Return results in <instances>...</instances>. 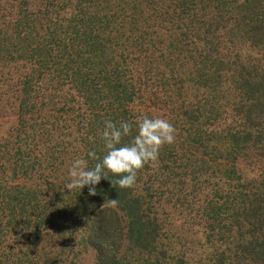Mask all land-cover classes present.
Wrapping results in <instances>:
<instances>
[{"label":"trees","instance_id":"16d2710c","mask_svg":"<svg viewBox=\"0 0 264 264\" xmlns=\"http://www.w3.org/2000/svg\"><path fill=\"white\" fill-rule=\"evenodd\" d=\"M234 44L264 52V0H0V121L16 120L0 138V264H83L88 248L94 264H136L119 257L125 231L148 258L166 241L156 208L168 199L209 222L207 240L237 234L243 260L215 264H264V170L230 209L204 208L240 160H264V68ZM142 115L169 120L176 139L134 187L111 188L109 174L95 197L65 190L74 159L105 154L106 120L133 123L127 144Z\"/></svg>","mask_w":264,"mask_h":264},{"label":"rangeland","instance_id":"374dc122","mask_svg":"<svg viewBox=\"0 0 264 264\" xmlns=\"http://www.w3.org/2000/svg\"><path fill=\"white\" fill-rule=\"evenodd\" d=\"M244 40H246L245 37L242 39V41L244 42ZM245 45L246 44L238 46L234 44V47L238 46L237 48H234V53H237L242 58L245 64L247 62L249 64H257L258 62H261V65H263L262 67L264 68L263 50L253 49L249 46L251 44H247V48H245ZM231 54L233 55V50H231ZM247 66L250 68L255 65ZM14 119L0 121V138L9 133L13 123L16 122V120ZM187 146H189L188 143ZM249 147H251V145ZM255 151L256 152L250 153V157H248V159L244 158L245 161L242 162L240 160L236 164V168L238 171L237 178L241 179L240 182L237 178H235L237 180L231 183L226 181L228 187L224 185L219 189L212 188L211 190H209L210 192H208V196L205 197L206 199H203L204 204L206 203L204 206L205 211H209V209L212 208L207 207V204L211 200H214V203L218 202V207L222 208L223 205H225L226 209H230L229 197L230 195H232L230 194V192L234 193V190H236L235 188H239L240 193L238 192V194H244L246 192L243 191V188H246L254 182L256 184L260 182L261 178L259 177L264 170V160L263 156H261V152H257V150ZM43 155L45 156V158H47L49 154L44 153ZM57 157L58 156L55 154V158L53 160L57 161ZM48 158L46 161H48ZM46 169L40 172V174H48V171H46ZM252 186H254V184ZM178 188L179 186L170 187V189L173 191V194L174 191H177ZM186 192L188 194H193L194 190L192 191L190 188H188ZM210 193L211 195L209 196ZM193 197L191 196V199H193ZM201 198L202 197L199 196V199ZM169 201L171 200L168 199L167 202L165 200V202H162L161 205H157L156 208L159 209V216L161 218V221H163V223L165 224L164 235L166 241H162V246L159 245L155 247V252L151 253L148 258L145 257L143 259V256H137L138 252H136L133 246L128 242V233H126L125 231L124 242L119 250V257L122 260H124L125 262H129V260L135 261L136 264H215L216 261H218V259L220 258V254L223 253L226 255L230 263L236 262L238 258H241V261L243 260V257L237 250L238 245H240L237 244V234L234 235L233 244L230 240L228 241L227 246H222L221 242L218 241V237H213L210 240H207L208 232L206 230L207 228L205 224L209 222L203 220H201L200 222L199 220L191 219L190 215L185 212V208L187 207L185 206L183 201L176 205L167 204ZM220 228L222 227L220 226ZM247 231L248 230H245V232ZM81 258L83 264H94L95 253L88 248V250L84 255H82Z\"/></svg>","mask_w":264,"mask_h":264},{"label":"clouds","instance_id":"9594fccd","mask_svg":"<svg viewBox=\"0 0 264 264\" xmlns=\"http://www.w3.org/2000/svg\"><path fill=\"white\" fill-rule=\"evenodd\" d=\"M136 134L129 143L122 144L124 137L133 131V123L121 121L119 124L106 120L101 132L104 142L105 154L97 157L95 152L88 155L99 162L89 167L88 160L76 158L72 161L68 172L70 182L64 185L65 190L71 192L75 189L87 188L89 197L97 196V186L109 174L119 177L109 181L111 188H132L137 182L138 172L146 164L158 160L160 149L164 145H171L176 139V129L173 124L163 117L139 116L135 121ZM116 199L107 201L106 206L115 208Z\"/></svg>","mask_w":264,"mask_h":264}]
</instances>
